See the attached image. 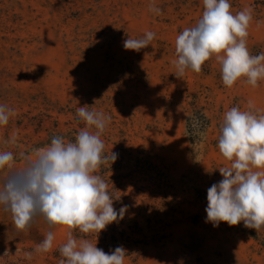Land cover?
<instances>
[{
	"label": "rangeland",
	"instance_id": "obj_1",
	"mask_svg": "<svg viewBox=\"0 0 264 264\" xmlns=\"http://www.w3.org/2000/svg\"><path fill=\"white\" fill-rule=\"evenodd\" d=\"M256 1L229 0L233 14L253 9L247 37L252 55L264 51V5ZM202 12L203 0H0V104L14 109L8 124L0 126V152L15 156L11 168L0 170V180L23 168L22 154L33 158L35 150L47 147L35 146L47 137L45 128L58 124L66 130L81 106L111 117L101 137L106 149L146 157L168 176L169 187L160 188L134 172L116 191L132 206L124 214L126 225L137 220L144 232L158 233L137 254H126L124 264H264V251L243 224L213 227L197 200L198 190L223 179L219 168L230 166L217 146L224 114L233 106L248 110L251 100L253 111L264 115V80L253 88L240 78L226 88L214 57L200 73L175 75V39L195 26ZM148 31L155 33L149 46L124 48L128 37L139 39ZM194 100L210 121L196 143L187 128ZM39 118L43 128L36 133ZM125 159L123 168L107 173L108 189L120 182L111 175L134 169H129L134 160ZM161 202L170 210H159ZM48 230L37 219L13 236L11 215L0 209V264H59L58 249L66 242L62 226L53 229L49 252L31 260L24 256ZM250 230L264 236V229ZM85 239L97 240L106 253L115 249L96 237Z\"/></svg>",
	"mask_w": 264,
	"mask_h": 264
},
{
	"label": "clouds",
	"instance_id": "obj_2",
	"mask_svg": "<svg viewBox=\"0 0 264 264\" xmlns=\"http://www.w3.org/2000/svg\"><path fill=\"white\" fill-rule=\"evenodd\" d=\"M229 0H203L201 18L193 27L185 28L175 39L173 61L177 77L186 71L200 73L210 58L220 65L223 86L231 88L245 78L244 83L255 88L264 80V51L250 54L247 47L248 27L253 9L245 8L233 14ZM159 14L160 9L152 6ZM155 33L148 31L142 38L128 37L126 50L140 51L150 45ZM248 110L231 107L219 125L218 150L230 166L220 167L223 179L207 190L206 222L218 227L241 221L245 228L264 229V115H257L254 104ZM14 109L0 104V126L8 124ZM111 117L90 111L89 106L77 108V123H84L74 141L65 143L54 136L50 144L35 150L34 157L22 154L23 168L9 171L0 180V209L12 218L13 236L29 230L42 220L49 229L31 251L24 253L31 260L34 254L49 252L55 239L54 228L66 230V242L59 246V264H124L127 250L117 246L104 252L89 240L74 236L98 234L109 224L122 220L127 206L113 207L107 183L95 174L102 164L113 163L117 153L104 154L102 134ZM200 122L193 121L198 129ZM7 142V141H6ZM11 143H16L15 135ZM15 156L11 151L0 152V170L11 168ZM6 250L3 255H8Z\"/></svg>",
	"mask_w": 264,
	"mask_h": 264
},
{
	"label": "trees",
	"instance_id": "obj_3",
	"mask_svg": "<svg viewBox=\"0 0 264 264\" xmlns=\"http://www.w3.org/2000/svg\"><path fill=\"white\" fill-rule=\"evenodd\" d=\"M256 3L264 5V0H257ZM189 104L191 106V116L188 118L187 128L191 136L192 142L196 143L200 141V133L203 131V129L209 126L210 121L203 109L198 107L195 100L191 101ZM196 119H198L200 122V126L198 129H194L192 127L193 121ZM35 124L37 126L36 133H38L43 128V119H37L35 121ZM66 124L68 125L66 130L60 129L58 127V124H54L53 127L45 128L44 131L47 132V137L39 143L35 144V146H48L54 136L63 137L65 143L69 141H74L78 132L81 130V128L85 126L83 122L77 123V117H74V121H68ZM103 152L104 154H109L110 152L118 154V157L115 162L111 164L110 162L105 163L100 166L99 175L103 176L105 181L107 173H110L113 170H120L124 167L123 161L126 160V156L128 158V163H130L131 160H134L135 162L134 166L129 167V169L134 167V169H132L129 173H119L117 175L110 176L112 180L120 181L117 185L113 186L112 189H108L113 198V207L116 210H119L122 206L125 205L127 206V208H132L129 203L121 201V197L117 195L116 191L122 185V180L130 177L134 172L147 175L148 179L154 182L160 188L169 187L168 176L165 171L161 167L150 161L148 158L143 156H137L135 158H132L130 155H127L125 149H122V153H118L116 151L104 148ZM206 197V190L201 189L197 191V200L205 208L207 207ZM160 204L162 208H160L159 210L162 209L165 212L170 210V207H168V204L166 202H161ZM148 207L158 210V208L153 205H148ZM141 208H144V206H141ZM126 220L127 217L124 215V218L122 220H118L116 222H113L111 225L106 226L105 230H102L97 237L93 234L79 233L78 230H74V233L77 237H96L100 242H102L108 247L116 248L117 246H123V248L127 250V254H137L145 245L149 243L150 240L154 241L158 237V233L149 235L148 233L144 232L143 227L139 224L137 220H131L129 223H127V225ZM146 220L148 222L147 227L149 229V232H151L153 230L151 225V219L147 218ZM242 224L243 222L241 221L238 225ZM245 230L249 232L250 237L253 238L256 244L259 245L260 249L264 251V236L251 231L249 228H245Z\"/></svg>",
	"mask_w": 264,
	"mask_h": 264
}]
</instances>
